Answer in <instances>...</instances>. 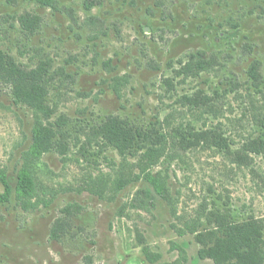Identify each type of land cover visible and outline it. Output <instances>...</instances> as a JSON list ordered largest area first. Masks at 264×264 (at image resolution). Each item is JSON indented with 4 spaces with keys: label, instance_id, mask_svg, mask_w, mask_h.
<instances>
[{
    "label": "rangeland",
    "instance_id": "1",
    "mask_svg": "<svg viewBox=\"0 0 264 264\" xmlns=\"http://www.w3.org/2000/svg\"><path fill=\"white\" fill-rule=\"evenodd\" d=\"M101 1L0 0L2 63L46 66L49 109L0 76V170L37 186L32 209L0 203V264H215L199 235L264 224V154L239 158L264 139V0ZM111 121L126 149L104 137Z\"/></svg>",
    "mask_w": 264,
    "mask_h": 264
},
{
    "label": "trees",
    "instance_id": "2",
    "mask_svg": "<svg viewBox=\"0 0 264 264\" xmlns=\"http://www.w3.org/2000/svg\"><path fill=\"white\" fill-rule=\"evenodd\" d=\"M42 6H49L56 9V0H38ZM87 8L90 10L96 6H102L101 0H86ZM91 23L98 21V18H91ZM191 62L199 69L206 70L207 64L201 58H193ZM3 57L0 52V76L7 77L16 86L17 99L28 103L36 109L49 110L44 104V93L46 91L45 76L48 73L47 67H42L39 72L26 75L14 66L6 67L2 63ZM189 71L193 70L189 66ZM188 71V72H189ZM54 112H50L48 116ZM50 126V127H49ZM113 127V128H112ZM120 123L111 121V129L104 137L120 149H126L125 143L130 140L129 134L120 128ZM57 132L52 123L48 126L42 125L36 130V146L33 149L35 155L48 152L53 147V140ZM38 143V145H37ZM246 153H239L240 160L245 159L248 153L257 155L264 154V139H257L244 147ZM125 153V152H123ZM143 180L151 187L153 193L169 201L168 191L163 179L152 172H145ZM0 184L3 193L0 194V203L6 204L15 197L18 204L26 210L34 208L33 198L37 196V186L30 171L22 169L14 182L3 170H0ZM200 242L205 245L201 251L203 258H210L215 264H262L261 249L264 246V224L258 220L250 219L243 224L222 221L215 225V230L198 236ZM211 244V245H208Z\"/></svg>",
    "mask_w": 264,
    "mask_h": 264
}]
</instances>
